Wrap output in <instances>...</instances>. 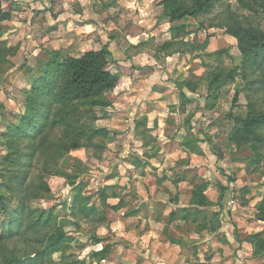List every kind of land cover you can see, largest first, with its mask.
I'll return each mask as SVG.
<instances>
[{"label":"rangeland","instance_id":"1","mask_svg":"<svg viewBox=\"0 0 264 264\" xmlns=\"http://www.w3.org/2000/svg\"><path fill=\"white\" fill-rule=\"evenodd\" d=\"M11 1H3L4 10L11 9ZM22 1L27 5L16 6L22 14L14 15L17 17L15 23L22 22L29 13L28 4L37 3L34 20L39 28L35 38L39 40L48 21L43 9L48 0ZM105 1L113 8L108 13L107 21L112 20L108 26L117 28L108 32L109 36L112 34L119 39L131 32L138 35L140 30V34L146 32L149 38L136 47L129 42L123 45L119 42V50L125 51L126 55L109 60V68L121 79L118 88L110 95L112 107L97 110L100 119L96 125L109 130L112 140L107 143L97 140L105 145L101 151L72 152L61 163V168L71 178L46 177L51 195L31 201L33 210L49 211L56 207L61 220H67L62 227L67 233L69 246L63 254L54 255V264L62 261L73 264L102 251L108 244H100L101 239L112 245L110 256L94 264H264V256L256 255L250 242L254 235L264 233V222L257 220L258 210L264 203V159L259 166L251 165L247 148L228 142L230 133L241 127L236 118L246 116L248 112L246 84L236 78L234 82L225 83L218 96L209 93V82L216 69L240 68L242 53L237 40L224 30L209 28L215 23L218 12L198 20L186 18L183 22L190 26L191 33L188 39L201 47L210 38V47L206 52L198 49L197 52L177 55L169 66L156 69L157 73H154L157 66L152 63L148 66V57L142 61L146 65L144 68L130 63L129 59L145 50L150 55L154 51L161 52L166 38L163 36L165 27L160 30L157 23L160 0H149L152 1L150 8L142 0H95L97 4ZM76 2L56 0L52 17L55 18V12L69 9ZM87 2L82 0V4ZM225 2L237 9L236 0ZM20 26L12 21L1 26L2 31L3 28L5 31L16 29L4 34L5 44L22 48L20 53L9 57L12 68L0 81V162L7 154L2 134L23 111L25 90L29 88L27 74L38 61L33 52L41 47L47 52L49 48L40 42L32 49L25 46V40L20 38L25 26ZM152 32L156 37L151 39ZM98 48L83 38L80 45L69 47L68 53L78 56ZM220 50L225 53L217 58L206 54L207 51ZM27 53H30L29 59ZM178 82L185 83L184 92L192 99L187 106L181 104L180 89L175 86ZM156 92L159 95H154ZM252 99H264V92ZM186 138L193 142L190 145L200 141L193 146L198 147L196 151L189 147ZM137 160L146 163L143 168L135 165ZM2 173L1 165L0 176ZM76 177H79L76 182L85 183V194L93 197V201H97L103 187L116 188L118 196L109 198L108 205H121L122 209L109 210L106 225L74 221L68 217L64 206L70 205L73 191L70 182ZM183 177L185 181L179 183ZM1 183L0 179V195L4 193ZM203 183L208 184L205 194L212 205L207 209L197 208L200 212H196L197 217L193 219L195 207L190 204L191 194L195 185ZM186 210L193 213L188 220L184 218ZM171 212L175 214L172 221ZM203 218L205 224H201ZM2 219L0 216V221ZM170 238L180 241L181 245L182 242L189 244L179 249L168 243Z\"/></svg>","mask_w":264,"mask_h":264},{"label":"trees","instance_id":"2","mask_svg":"<svg viewBox=\"0 0 264 264\" xmlns=\"http://www.w3.org/2000/svg\"><path fill=\"white\" fill-rule=\"evenodd\" d=\"M3 1L7 0H0V70L4 73L0 75V81L12 68L9 57L17 55L19 51V48L8 47L3 39L5 29L2 31L1 26L12 18V11L4 10ZM225 1L161 0L163 12L160 21L170 24L171 40L162 45L160 51L166 57L186 55L198 49L206 52L210 38L201 47L192 43L188 39L191 36L190 26L183 21L186 18L198 20L218 12L215 23L209 28L224 30L237 40L242 63L238 69H216L209 82V93L218 96L224 84L234 82L236 78L246 84L248 112L246 116L236 118L241 127L230 133L228 142L246 147L251 154V165L259 166L264 159V99L252 97L264 92V0H236V10ZM223 53L220 50L212 53L207 51L206 54L210 58H217ZM111 57L107 47L85 52L79 57H73L66 51H50L47 62H39L37 70L29 69V88L25 90L23 111L15 116L16 121L10 122L2 134L7 151L0 162V166H3L0 179L4 191L0 195V216L3 218L0 221L2 264H54V255L63 254L68 248L67 233L62 227L67 220H61L56 207L49 211L33 210L30 204L31 201L51 195L46 177L71 178L63 171L61 163L72 152L101 151L105 145L97 140L102 139L106 143L112 140L109 130L96 125L100 119L97 110L112 107L110 95L119 83V75L109 69ZM177 84L181 104L187 106L192 99L184 92L186 85L184 82ZM186 140L192 150L198 149L193 146L200 141L190 145L193 142L188 138ZM143 163L146 164L137 160L135 165L143 168ZM78 179L76 177L70 182L73 187L70 205L64 206L68 217L74 221H93L100 226L106 225L108 211L122 209L121 205H108L109 198L118 196L116 188L103 187L97 195V201H93V197L85 194V183L76 182ZM207 190V183L194 186L190 202L195 207L194 214L186 210L185 220L192 214L195 219L196 212H200L197 208L207 209L212 205L205 194ZM258 211L257 220L264 222V203ZM174 216L173 213L169 216L170 221ZM204 222L206 220L201 219V224ZM167 240L174 244L181 243L173 238ZM250 242L255 254L264 256V233L254 235ZM111 248L112 245L108 244L102 251L73 264L102 262L109 258ZM61 264L70 263L62 261Z\"/></svg>","mask_w":264,"mask_h":264},{"label":"crops","instance_id":"3","mask_svg":"<svg viewBox=\"0 0 264 264\" xmlns=\"http://www.w3.org/2000/svg\"><path fill=\"white\" fill-rule=\"evenodd\" d=\"M31 1L34 2L36 0H31ZM55 1L56 0H48L46 4L44 3L43 9H44V12H46V14L48 15V21L45 22V24H44V26H45L44 27V33L40 37L39 40H37L35 38L36 37L35 32H38L39 28H38L37 21L34 20L35 19V16H34L35 12L34 11L37 9L35 7V5L37 3L35 5L28 4L29 6H27V7L29 9V13L25 14V18L23 19L22 22L15 23V20L17 19V17H15L14 15L16 14V16H17L18 14H22V13L18 12V8L16 6L27 5V2L26 1L23 2L22 0H20V1L19 0H12L11 1L12 7L8 11H12V10L13 11H12V18H11V20H9V22L12 21L13 24H15L16 26H20V25H21L20 27H23V25L25 26L24 35H22V37L20 35V38L25 40V42H26L25 46L30 47V49H32L34 46L37 45L38 42H40L39 44H43V45L45 44V46L49 47L48 48L49 51L47 49V52H46V49L44 52L42 47H41V49H38L36 52H33V55L37 56L38 61H37V64L35 67L30 68L31 70H37L39 62H44V63L47 62L48 52L61 50V51H66L68 53L69 47L71 48V46H73L74 44L80 45V43H82L83 38H84V40H90V42H93L94 46H98L99 48L96 50H101L104 47H107L109 49V51L111 52L112 57H115V58H117V56H121L122 54L126 55L125 51L119 50V42H122V45L126 42H129L130 44H132L133 46L136 47L141 43H145L143 40H148V38H149L148 34H146V32H143L140 34V32H142L140 30H139L138 35H133V33L131 32L128 34L127 37H121L119 39L117 36H114L112 34H111V36H109V33L114 32L115 30H117V28H116V26H112V25L108 26V24L110 22H112V20L107 21V19L109 18L108 13L110 14L111 10H113L112 7H109L110 3H108V1H105L104 4H102V2H99L100 6H98L99 4H97L95 2V0H88V2L86 4H82V0H76L78 3L76 2L75 4L72 5L71 8L64 9V11L62 10L59 13L55 12V18H53L52 15H53V11H54L53 8L55 5L54 4ZM73 1H75V0H73ZM160 1L158 2V4H159V7H158V10H159L158 16L159 17L158 18L159 19H158L157 23L159 22L158 27L160 30L162 27H165V29L163 31L164 32L163 36L166 39L162 43V45H164L165 43H167L171 40V35L169 33L170 24L160 21V17H161L162 12H163V8L160 6ZM43 2H41L42 5H43ZM151 2L149 0H142V3H147V6H149V8L152 5ZM132 4H134V3H132ZM144 8L145 7H143V9H141L143 12L145 11ZM55 10H56V7H55ZM7 22H4V23H7ZM15 30H11V29L9 30L8 29L7 31H5L6 32L5 34L6 35H7V33L10 34L11 32H13ZM150 35H151V39L156 37L155 32H152ZM143 36H144V38L147 37V39H141ZM210 44H211V42L209 40L208 47H210ZM50 46L52 47L51 49H50ZM21 48H22V46H21ZM21 48H19V53L21 51ZM32 51H34V50H32ZM89 51H93V50H89ZM89 51H85V52H89ZM146 51L147 50L141 51L138 55L131 57L132 59H129L130 63L132 62L134 64H137V66L144 68V67H146V65L142 61L145 62V57H148V59H146L148 62L147 65L148 66H152V65L157 66L154 68V70H155L154 73H157L156 69H162V68H166V66H169L170 61L173 59V57L175 58L177 55H180V54H175L173 56L166 57L164 52L157 53V51L156 52L154 51L153 55H150ZM208 52L212 53V51H208ZM43 54L45 55V57ZM81 55L73 56V57H79ZM29 56H30V53H27V59L30 58ZM157 59H159V60H157ZM161 62H163V65L161 64ZM151 63H152V65H151ZM128 66L133 68V65L128 64ZM137 70H139V69H137ZM112 72H114V71H112ZM136 72L139 74L140 71H135V73ZM114 73H116V72H114ZM120 79H121V77L119 76V83H120ZM119 83H118V86H119ZM118 86H117V88H118ZM175 86L177 87L178 90L180 89L177 83H175ZM179 94H180V91H179ZM154 95L157 96L159 94L156 92ZM183 181H185V179ZM183 181L180 180L179 183L183 182ZM107 186H109V185H107ZM118 211H120V210H118ZM108 216H109V211L107 214V219H108ZM108 222H109V219H108L107 223ZM198 237L200 239V236H198ZM196 242L198 244V241H196ZM106 243L109 244V242L104 239V241H102L100 244H106ZM168 243L175 245L177 248L179 247V249H182L183 246H187L189 244V242H182V245H181V243L174 244L170 241H168ZM115 245H118V244L115 243ZM104 246L106 247L107 245H104ZM114 247L115 246H113V248ZM195 255H198V253Z\"/></svg>","mask_w":264,"mask_h":264}]
</instances>
